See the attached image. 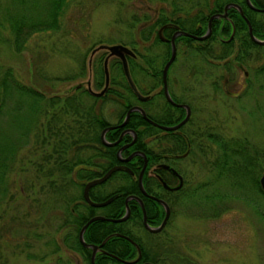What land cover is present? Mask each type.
Segmentation results:
<instances>
[{"label":"rangeland","instance_id":"rangeland-1","mask_svg":"<svg viewBox=\"0 0 264 264\" xmlns=\"http://www.w3.org/2000/svg\"><path fill=\"white\" fill-rule=\"evenodd\" d=\"M192 1L68 0L59 17L57 31L30 35L20 52H15L8 41L0 38V64L11 67L20 83L45 95H63L79 84L85 88L87 81L92 82L90 51L99 43H119L129 49L133 46L144 54L147 43L140 37V28L146 31L157 12H172V4L187 9ZM133 19L136 20L132 22ZM194 44L203 45L198 42ZM148 45L152 53L161 55L160 47L152 46L151 38ZM227 56L209 61L179 42L169 76L173 75L179 84L193 85L195 97L190 103L193 124L201 129H212L226 138L238 141L245 138L250 144L249 150L246 148L248 152L253 148L258 154L264 153V73H261L264 48L249 53L239 62H232L229 60L232 57ZM82 58L83 74L79 76V60ZM149 67L152 69V66ZM111 76L116 78L113 68ZM142 80L144 89L153 83V79L143 74ZM111 85L114 86V83ZM90 86L91 90L98 91L91 83ZM158 89L160 83L149 89L147 94H151L150 99H155ZM121 94L125 95L124 92ZM140 95L147 96L145 93ZM97 103L106 120L109 119L111 107H115L117 112L119 110L118 102L111 104L108 100H99ZM146 142L149 147L155 145L149 138ZM200 143L196 144L189 160L191 167L193 165V175L190 176L194 189L181 194L177 208L173 207L175 217L169 221L170 228L165 229L174 242L158 241L164 240L166 235L163 232L158 235L146 234L140 230L138 222L131 228V233L139 238L140 243H157L164 253L170 254V257L172 255V260L168 259L170 264H264V201L249 187L242 191L232 186L237 180L232 181V177L225 172L220 177L214 176L217 170L210 168V162L219 159L218 155H214L219 150L212 139H204ZM208 180L211 181L209 186L197 190L202 182ZM221 196L225 197L220 199ZM51 200L47 202L48 206L54 204ZM212 208H215L216 214L211 211ZM13 214L14 222L4 224L0 231L2 249L6 251L2 264H75L76 254L69 256L65 250L59 248V251H55L53 248L66 233L70 234L65 227L52 226L54 219L50 209L46 213L42 207L29 201ZM19 215H23L20 221L16 219L20 218ZM43 215L46 218L48 215V220H43ZM37 218L42 219L35 220ZM60 218L61 215L56 219ZM15 223L24 225V228ZM15 227H20L17 235L20 236L16 237L15 242L17 239L20 241L16 247L25 254L33 255V258L26 259L22 252L12 251L15 242H12L9 230L13 231ZM52 240L55 244L51 243ZM60 247L64 246L61 244ZM162 264L168 263L164 260Z\"/></svg>","mask_w":264,"mask_h":264},{"label":"trees","instance_id":"trees-1","mask_svg":"<svg viewBox=\"0 0 264 264\" xmlns=\"http://www.w3.org/2000/svg\"><path fill=\"white\" fill-rule=\"evenodd\" d=\"M249 1L255 7L264 8V0ZM67 2L68 0H0V38L8 41L15 52H20L30 35L38 32L57 31L59 17ZM227 3L239 5L242 14L251 25L252 34L259 39H264V12L250 9L244 0H194L190 3V8L187 9L172 4V12L161 10L156 13L146 31L140 28V37L141 39L145 36L148 39L151 38L152 46L161 44L156 35V27L167 21L171 22V28L162 31L164 36H168L176 29L193 35H202L206 30L208 17L214 13H222L224 5ZM134 20L136 19H133L132 22ZM132 22H130L131 25ZM232 26L233 35L227 40ZM210 29V34L203 40L179 35L174 40L175 45L179 42L185 43L195 53L210 59L209 61L223 59L224 56L228 57L227 55H229L232 57L229 59L232 62H239L241 58H247L249 53L264 48V45L256 44L250 40L245 20L233 7L226 9L225 18L212 19ZM195 42L203 45H195ZM129 43L133 44L134 42ZM168 49V45H166L161 63L166 61ZM131 50L135 56L126 55L128 71L138 92L146 95L149 89L154 88L160 82L154 78L152 84L146 89L143 88V72L139 63L143 54L135 50L133 46H131ZM154 57L156 54L149 50L148 59L153 60ZM79 66L77 75L81 76L83 74V58L79 60ZM91 68L93 85L96 89H100L104 81L101 54L92 58ZM108 68L109 88L105 95L97 97L78 85L63 95H45L40 90L20 83L11 67H3L0 64V231L4 224L14 222L13 212L23 204L27 205L29 201L36 203L37 207H42L46 213L50 209L51 217L54 219L51 220L52 226L65 227L69 234H71L70 228L75 227V231H77L78 226L85 220V216L81 218L82 214L77 217L79 207L83 202V200L80 201V183L95 175L94 171L90 169V166L95 164L92 157L99 158L98 167L100 168L111 163L110 152H108V148L102 146L99 139L100 129L107 122L102 117L97 101H107L108 93L112 92L123 113L136 100L116 57H111ZM112 68L116 78L111 76ZM253 69L260 73L256 67ZM261 73H264V64L261 66ZM112 83L114 86L111 85ZM121 92H124L125 95H122ZM127 126L132 127L138 134L134 146L136 148H138L142 136H149L154 132V129L134 112L129 115ZM107 136L109 137L108 133L106 138ZM239 141L231 137L213 136L212 142L219 150L214 152V155H218L219 159L216 158L210 162V168H216L214 176L220 177L225 172L227 176L232 177V181L233 179L237 180V183L234 182L232 186H236L242 191H246L249 187L252 193L264 201V192L258 183V176H260V172L264 171V153L258 154L253 148V151L248 152L246 148L248 149L250 144L247 139L242 138ZM148 148L152 147L148 146ZM79 165H82L83 168L79 169ZM210 184V180L202 182L197 190ZM116 190L122 192L112 202L114 216L118 218L123 211L122 198L127 193H133L136 190L135 182L130 190L127 187ZM224 197L221 196L220 199ZM51 198L54 204L48 206L47 202L52 201ZM135 209L131 207L129 220L132 221V224L138 222L140 227V212L136 206ZM208 209L210 208H205V210ZM214 209L212 208L211 211L214 212ZM59 215L61 218L56 219L59 218ZM19 217H16L18 221L22 220L23 215H19ZM41 217L44 218L43 220H48V215L47 218L44 215ZM147 217L149 218L148 214ZM124 222H117L116 229L138 244L142 260L154 264H162L165 260L170 264L168 259L172 260V255L170 257V254L164 253L157 243H140L138 237L125 229ZM17 226L24 228V225L21 224ZM20 227L18 228L20 229ZM18 228L15 227L13 231L9 230V235H12L10 237H13V243L16 237L20 236H17ZM141 230L146 234L154 235L142 227ZM115 240L114 254L116 256L129 259L135 255L136 251L133 245L126 239L117 237ZM19 241L20 239H17L15 245L13 244V252L14 250L22 252L16 247V243ZM2 245L0 241V264L5 261L3 255L6 252L5 249H2ZM25 245L29 246L28 243ZM23 254L27 257L26 259L33 258L31 254ZM114 264L121 263L115 261Z\"/></svg>","mask_w":264,"mask_h":264},{"label":"flooded vegetation","instance_id":"flooded-vegetation-1","mask_svg":"<svg viewBox=\"0 0 264 264\" xmlns=\"http://www.w3.org/2000/svg\"><path fill=\"white\" fill-rule=\"evenodd\" d=\"M170 24L171 22L167 21L156 27V35L161 41V44H157V46L160 47L159 51L161 55L156 56L155 59H148L149 39L147 38V36L143 38V42L145 41L147 44L145 45V52L143 54L145 55V57L141 60L142 72L146 77H151L150 80L155 78L157 82H160V89L156 91V100L150 99L151 94H146V99L140 101L133 93L136 100H134V102L129 107H140L143 110L146 118H144L138 111H131L128 114L127 120L123 125H120V123L122 122L125 112L129 107L123 113L121 112L120 107L118 112L115 107H111L108 113L109 119H105L107 124L104 125L99 132L100 139L101 131L106 128L103 137L108 144H103L101 139L100 143L103 147L108 148V152H110L109 157H111V163L100 168L98 167L99 158L92 157L94 161L93 163L95 164L90 166V169L94 171L95 175L92 178L80 183L81 186L79 189L81 197L80 201L83 200V202L79 207L77 217H80V214H82L81 218L85 216V220L78 226L77 231H75V227L73 229L70 228L71 234L68 235L66 233V236H64V238L62 237L60 243L57 242V245L53 242V240L51 241V243H54L56 246L55 247L53 245L55 251H59L60 248L61 251L65 250V253L69 256H73L74 254H76L75 258H77V260L75 261V264H92L91 259L93 260V264H114L115 261H118L121 264H141L143 262H149L142 260L141 254L139 255V258L134 262L122 261L132 260L133 258H135L136 252L135 255L129 259H122L114 254V251L116 250L115 238L119 237L114 234L122 233L117 231L116 229L115 224L117 223V221H111V219L116 218L113 213L114 204H112V202L117 196L122 193L121 191L116 190L117 188L120 189L127 187L130 190L133 182H135L136 190H134L133 193H127L122 198V215L125 213V206L128 208V215L123 221H118V223L125 221V229H128V231L131 232V228L135 225L132 224V221L129 220V217L131 216V207L135 209L136 206L140 212L141 226L139 228L141 230L142 227L145 231L149 232L144 228L141 222L142 212L140 203L135 198L130 196L137 197L141 201V204L145 211V220L149 226L156 227L160 225L165 216V207L167 208V215L160 229L155 233H149L158 235L159 233L163 232L164 235H166L164 237V240L158 241L174 242L172 236H168V232L165 231V229L167 230V228H170L169 221L171 217H175L173 215V207L177 208L181 194L186 193V191L191 192L194 189L193 180L191 177L193 175V165L191 167V165L189 164V160L193 156V150H195L196 144L201 145V140H209L212 139L213 136H222L214 133L212 129H201L191 122L190 115L192 108L190 103L195 97L193 94V85H191V83L179 84L178 80L173 75L169 76V71L172 62H174L175 55L173 60L167 67L165 74L166 89L169 98H167L165 93L163 92L162 68L166 61L161 63L162 55L164 50L166 49V45H168L169 57V38L174 30L168 36H164L162 31L170 29ZM99 45L111 44L100 43ZM92 50L90 51V62L96 54H101L102 68H104L103 63L106 58V70L108 75L107 65L111 59V55L108 56V50L105 48L96 49L93 52ZM99 51L102 52L98 53ZM149 66H152V69H150ZM172 80H174V82ZM90 83L92 86H94L93 81H87L85 86L87 92L93 96H103L106 94L107 89L109 88V75L106 87H104L103 81L102 87L100 89H96L98 91L91 90ZM78 86H80V84ZM101 90L103 91L101 92ZM115 99L116 98L112 92L108 93V103L114 104V102H116ZM132 112L139 114L143 118V120L154 129V132L149 136L147 135L141 137L138 148L134 147L137 142L138 134L137 132H135V130H133L132 127L127 126L129 115ZM107 133L109 134V137L107 136L106 138ZM147 138L150 139V142L153 143V145L155 144L153 148H148L146 142ZM133 152L136 153L132 154ZM186 161H188V163H185ZM144 162L145 165L141 173V185L144 190V192H142L138 186L137 178ZM187 164L189 165L187 166ZM113 166L121 167L111 171L104 180L91 185L87 189V195L91 202L100 203L106 200L108 201L98 206L87 203V201L83 197V187L85 183L89 180L101 177L108 169ZM78 168L82 169L83 166L79 165ZM74 173H77V171H74ZM148 196H154L162 200L165 206L149 198ZM185 197L186 196L184 195L182 199L184 200ZM71 210L73 211L72 208ZM147 214L149 218L147 217ZM94 216H101L104 219H97L89 222L82 232V239L84 243L94 245L95 248H92L91 246L83 245L80 242L78 233L81 226H83L88 219ZM72 223L76 224L75 222ZM50 232L52 233V231ZM103 239L105 240L103 241ZM61 244L64 247H60ZM118 246L120 247V245ZM150 263L154 264L153 262Z\"/></svg>","mask_w":264,"mask_h":264},{"label":"water","instance_id":"water-1","mask_svg":"<svg viewBox=\"0 0 264 264\" xmlns=\"http://www.w3.org/2000/svg\"><path fill=\"white\" fill-rule=\"evenodd\" d=\"M244 2H245V4L250 9L255 10V11L264 12V8L253 6L249 0H244ZM228 7L235 8L236 10H238L239 14L243 17V19L246 22L247 34H248L250 40L252 42L256 43V44L264 45V39H259V38L255 37L252 34V29H251V25H250L249 21L242 14V10H241L240 6L237 5V4H234V3H227V4H225L224 7H223L222 13H214V14H211L208 17V19H207L206 30H205L204 34H202V35L197 36V35L190 34V33L186 32L184 30H179V29L174 30L173 33L171 34L170 38H169V42H170V54H169V57L166 60V62L164 63L163 68H162V87H163V92L165 93V95H166L167 98H169V97L167 95L166 82H165V74H166L167 67L169 66V64L171 63V61L173 60L174 55H175L174 38L176 36L181 35V36H186V37H189V38H193L195 40H203V39H205L210 34V30H211L210 28H211V21H212V19H215V18H225L226 17V9ZM232 35H233V26H232L230 35L227 38V40L230 39L232 37ZM101 48H105V49L108 50V56H110V55L111 56H115V57H117L119 59L123 76H124L127 84L129 85V87L131 88V90L135 94L136 98L138 100H140V101L146 99L145 96L140 95L139 92L137 91V89H136V87H135V85H134V83H133V81H132V79L130 77L129 71H128V66H127V62H126V55H128V56H135V54L133 53V51L131 49H129L128 47H126V46H124L122 44L117 43V44H111V45H99L95 49H93L92 52L95 51L96 49H101ZM103 66H104L103 71H104V77H105V79H104V87H106L107 81H108V75H107V70H106V58L104 60ZM102 91L103 90H101V92ZM131 111H138L144 118H146L143 110L140 107H138V106H131V107H129L126 110L125 115H124V118H123L122 122L120 123V125H123L125 123V121L127 120L128 114ZM105 129H103L101 131V133H100V139H101V141H102L103 144H108L105 141L104 137H103V134H104ZM134 153H136V152H133L132 154H134ZM143 157H144V155H143ZM144 165H145V162H144L142 168L140 169V172H139L138 178H137L138 186H139V188H140V190L142 192H144V190H143L142 185H141V173L143 171ZM120 167L121 166H113L110 169H108L101 177L95 178V179H92V180H89L88 182L85 183V185L83 187V197L87 201V203H89L91 205H94V206H98V205H102L106 201H108V200H106V201H103V202H100V203L91 202L89 200V198H88V195H87V189L91 185L101 182L102 180H104L109 175V173L111 171H113L115 169H118ZM258 183H259L260 189L264 192V172L259 176ZM130 197L135 198L140 203L141 212H142L141 222H142V225L144 226V228L146 230H148L149 232H152V233L157 232L160 229L161 225L164 223V220H165L166 215H167V208L165 207V210H166L165 211V216H164V219L161 222V224L158 225V226H156V227H152V226H149L146 223V220H145V211L143 209V206L141 204L140 199H138L137 197H134V196H130ZM148 197L151 198V199H153V200H155V201H157V202H159V203H161V204H163L165 206V204H164V202L162 200H160V199H158V198H156L154 196H148ZM126 199H125V201H126ZM127 215H128V208L125 206V213L121 217H119V218L111 219V221H117V222L118 221H123L127 217ZM97 219H104V218L101 217V216H94V217L88 219L84 223V225L81 226V228L79 230V233H78V237H79L80 242L83 245H87V246H91L92 248H95L94 245H90V244L84 243V241L82 239V232H83L85 226L89 222L94 221V220H97ZM114 235L119 236V237H123L124 239H126L128 242H130L134 246V248L136 250V256H135V258H133L132 260H129V261H126V260H122V261L123 262H134V261H136L139 258V255H140V249H139L138 245L130 237H128V236H125V235H122V234H119V233H115ZM104 240L105 239H103V241ZM91 263L93 264V260L92 259H91ZM141 264H152V263H150V262H143Z\"/></svg>","mask_w":264,"mask_h":264}]
</instances>
